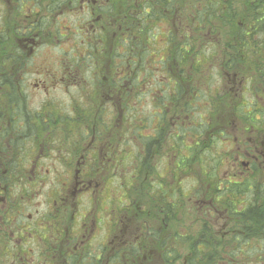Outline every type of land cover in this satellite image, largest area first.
<instances>
[{"label": "flooded vegetation", "instance_id": "af4514ba", "mask_svg": "<svg viewBox=\"0 0 264 264\" xmlns=\"http://www.w3.org/2000/svg\"><path fill=\"white\" fill-rule=\"evenodd\" d=\"M84 3L88 6L81 5L79 8L84 14L89 15L84 41L90 43L89 46L93 44L96 47V41L98 45L99 41L93 35L105 28L102 22L106 20L94 16L96 5L93 1L92 6L89 0ZM67 14V0H0V57H3L0 73L2 75L8 73L13 79L12 82L0 79V106L7 99L5 94H10L13 88L17 90L19 96L25 95L18 92L17 87L19 85H22L20 89L27 87L25 83H19L17 81L19 76H16L23 59L28 60L30 68L35 64L36 70L39 69L40 73L45 72L49 76L58 73L59 76L53 77L54 84L51 87L67 90L65 84L71 69L64 57L67 52L69 53L64 49V45L71 37L69 36L71 28L68 29L59 21V18L61 20L66 18ZM82 42L79 46L75 45L77 52L81 50ZM86 50L87 48L84 49L85 52ZM55 56H59L57 61L52 59L56 58ZM46 61H50L51 65L44 66ZM165 67L162 68L161 75L169 73L170 68ZM44 68L46 69L43 71ZM96 68V72L100 73L98 69L101 67ZM219 73L220 82H230L231 87L220 93L221 131L214 136L220 137L221 143H225L231 153L228 155L221 153L222 161L216 169L220 171L223 164L228 161L230 175L224 177L214 172L217 175L214 180L230 179L236 180L237 183L247 180V189L256 195L258 184L264 189V107L259 104L264 101L263 81L259 75L255 76L254 82V76L230 74L223 69ZM161 75L156 78L160 81L159 89L155 92L147 89V79L144 76L143 84L141 83L139 88L141 101L151 98L155 103L157 94L164 96L165 92L167 96H174V82L170 83L167 77L163 78ZM41 83L40 81L34 83L35 88L40 90L43 86ZM98 87L99 101L104 102V99L107 101L105 111L110 113L107 114L108 122L99 129L82 128L76 131L77 139L74 143L66 137L67 115L59 113L53 101H45L41 106L52 104L49 109L53 107L54 112L47 114L42 108V113L27 116L31 119L32 125V130L27 129V135H31L29 148L26 152L15 153L9 148L13 145V137L15 134L23 133L24 129L28 128V123L23 119L18 123L10 121L23 118L21 115L0 112V264H178L180 259L174 262L165 260L164 256L169 254V250L176 249L180 258L187 255V251L182 252L183 249L188 250L187 246L175 240L180 236L181 230L184 231V226L180 228L175 225L173 229L168 227L169 222H165L163 208L153 217L151 211L139 215L141 211L131 208L130 197L123 198L122 195L116 194L112 186L113 173L123 162L126 165L130 162L128 155L130 148L124 146L123 151H118L117 146L118 143L130 145L131 141L124 121L121 120L124 124L123 129L118 130L123 134L119 142L116 135L118 131L110 129L111 118L116 122V117L111 116L109 112L113 110L110 106H114L117 99L120 101V97H116L115 84L108 82L105 86L100 82L96 88ZM186 91L191 99V77ZM18 95L14 103L21 100ZM247 97H251V100L248 101ZM240 110L242 115H236ZM250 110H253V114ZM231 117L237 120L234 123V133L225 137ZM51 118L54 120L50 121ZM165 118L177 129L181 124L190 123L177 122L179 116L176 121H170L169 116ZM78 125L84 127V124ZM13 126L22 127L23 130H12ZM150 137L158 138L156 131L144 132L145 139L148 140ZM152 148L158 149L156 146ZM158 160L159 164H163L159 156L153 158L152 163ZM196 163L201 170L199 162L196 161L193 166ZM155 165L158 167V164ZM193 169L192 167L191 171ZM22 170L29 171L28 178L20 176ZM51 170L54 173L58 172L51 180L56 186L43 196L39 208L37 206L33 212L24 216L25 197L28 196L32 202L36 196V192L27 193L26 185H29L31 190L36 186L35 183L48 179L47 174ZM60 170L64 172L61 173ZM202 171L200 177L194 179L192 184H199L200 178H206L210 173L207 169ZM175 173L177 177L178 173ZM188 177L190 180L193 179L189 175ZM157 180L160 183L158 185L160 202L164 197L167 182H163L165 180L162 174ZM203 183L205 184L203 190H192L196 194L191 192V213L192 218L194 214V218L189 220L191 225L188 226L189 232L186 233L190 236L201 232L203 224L215 218L220 223L225 222L226 227L222 228L223 231H220V228L217 230L216 226L207 227L205 231L208 234H219L222 239L227 232V216H224L226 210L218 211L217 202L213 209H209L211 199H206L205 189L213 183V179L209 178ZM166 187L167 199L178 203V198L174 199V185ZM109 190L115 193L109 194ZM246 196L247 194L242 201L243 207L248 197ZM252 247L258 250L264 248V244L258 240L253 242ZM182 259L185 263V258Z\"/></svg>", "mask_w": 264, "mask_h": 264}, {"label": "trees", "instance_id": "16d2710c", "mask_svg": "<svg viewBox=\"0 0 264 264\" xmlns=\"http://www.w3.org/2000/svg\"><path fill=\"white\" fill-rule=\"evenodd\" d=\"M84 1L67 0L68 11L77 9V6L79 9L81 5L87 7L88 5ZM92 1L96 5L94 16H100L106 20L102 22L105 28L93 35L99 41V45L96 41L95 48L98 51L96 53L102 57L101 62L96 61L94 67H101L98 70L101 72L102 79L105 80L102 84L106 86L108 82L114 83L116 97H120V101L117 99L115 105L110 106L113 110L109 112L120 111L116 116V122L111 118L110 129H115V124L118 126V119L125 123L129 121L130 128H126L127 132L136 137L141 146L137 147L135 151V155L139 152L137 164L132 165L135 157L130 151L128 154L130 165L128 163L127 166L123 162L114 171L112 178L119 179V182L114 183L115 192L121 193L123 198L130 197L131 208L141 211L139 215L151 211L153 217L159 209L163 208L165 222H169L168 227L173 229L175 225L180 228L184 226V231L181 230L180 236L175 240H178L180 244H185L188 248L189 252L182 257L185 258V263L177 255L176 249L169 250V254L164 256L165 260L174 262L180 259L181 264H252L256 261H258L256 264H264V251L258 254V251H253L257 249L252 247L253 242L258 240L264 244V189H261L258 184L255 195V192L247 189V180L239 183L230 179L214 180L217 176L214 172H217L216 168H219L218 164L222 161L223 154L209 158L207 156L212 154L210 147L219 141L218 138L216 139L218 136H214V134L221 131L219 127L222 121L220 117L222 95L219 90L211 88L208 83L202 85L195 83L196 80L193 77V75L202 73L201 66L217 63L220 66L219 72L223 69L230 74L254 76V82L255 76L259 75L264 87V0H89L91 6ZM87 16L89 17L88 14ZM161 23H165L168 28V32L162 37H160L161 30L158 28L159 24L163 26ZM176 30L180 33L177 40ZM161 40H164L169 46L168 50L162 46L163 41L161 42ZM92 46L93 44L81 56L69 53V55H73L72 58L68 55L69 69L79 70L86 58L92 59L94 56ZM207 46L212 48L209 51H204ZM150 49L155 55L151 58V62L155 63L157 60L160 64H153L154 66L151 65V68H147V54ZM156 51L158 54H162L160 59L157 57ZM203 52H206V58H203ZM192 57L195 59L192 60ZM0 65H3V57H0ZM163 67L170 68L169 73L161 75ZM93 68L90 73L91 71L96 72ZM71 70H69V74H71ZM159 75L163 78L167 77L166 79L170 83L174 82L175 94L170 97L165 92L164 96L161 95L160 98L155 96L157 101L154 106L158 111L153 112L154 117L157 118L153 117V126H151V119H148V115H138L135 103L141 101L139 88L141 83L143 84L144 76L147 79V89L155 92L160 81L156 79ZM190 77L191 99L186 91ZM196 78L200 81L203 77ZM0 79L9 82L13 80L8 76V73L4 75L0 73ZM97 80H99L98 76ZM96 87L97 85L92 87L93 93L90 95L93 97L92 104H89L90 98H85L86 104H84V97H73L70 102L71 111H68V114L63 112L67 115L68 121L66 137L73 143L77 139L76 131L72 129L74 119L79 121L76 122L77 124H83L84 121V127L81 126L80 129H99L101 125L108 122L107 114L110 113L105 111L106 106H102V100L99 101L97 97L99 87ZM81 90L85 92V88ZM5 97L7 99L0 106V112L3 114L20 115L17 111L23 113L22 110L27 112V116L35 114L27 109H22L24 104L15 111L17 109L13 105L17 98L15 88L11 89L10 94H5ZM105 102L107 103V101ZM79 108L87 109L88 112L83 111L78 117ZM51 112H54L52 108L47 110V114ZM94 114L98 116V119L94 117ZM166 116L171 118L170 121H176L179 116L177 122L190 121V123L178 126L179 129L176 128V130L179 133L171 134L168 133L171 123L166 120ZM210 116L211 121H209ZM233 119L234 117H231V120ZM21 120L22 118L10 119L16 123ZM51 120L54 119L51 118ZM24 122L30 123L31 119L28 118ZM191 122L192 126H197L192 127ZM117 126L116 131H118ZM11 129L23 130L22 127L15 126ZM146 130L156 131L158 138L145 139L144 131ZM189 130L199 134L200 139H196L194 145L191 142V135L186 134ZM25 136L31 135L18 133L14 135L13 139L17 141L19 137ZM185 137H187V143L184 142ZM124 146L132 148L131 145L118 143L117 150L123 151ZM152 146H156L158 149L152 148ZM14 147L16 148V146ZM153 152L158 154L162 162L166 161L167 170L170 169V166L174 167L175 172L178 173L177 179L181 172L189 173L196 161L200 163L202 172L211 165V172L206 178L201 177L200 181L213 179V183H210V186L205 189L206 199H211V206L208 205L209 209H213L217 202L219 204L216 208L218 211L226 210V215H224L227 216L225 239H221L219 234H208L205 231L208 227L207 222L203 224L201 232H197L191 237L186 233L189 232V225L184 224V221L189 222L194 218V214L192 218L191 213V187L187 189L186 194L184 191L174 194V199L178 198L179 200L178 203L170 202L165 190L164 197L158 202V185L160 183L157 179L162 173L155 164V166L152 165V161L147 160L155 155ZM205 153L206 157H203L202 154ZM171 158L173 163L167 160ZM179 181H181L180 178ZM176 185L179 186L178 183ZM176 185L174 187H177ZM204 186L205 184L199 190H203ZM177 189L179 190V187ZM192 193L196 194L195 191ZM246 194L249 198L246 196L247 200L243 207L242 201L245 200ZM175 220L178 221L175 222Z\"/></svg>", "mask_w": 264, "mask_h": 264}, {"label": "rangeland", "instance_id": "374dc122", "mask_svg": "<svg viewBox=\"0 0 264 264\" xmlns=\"http://www.w3.org/2000/svg\"><path fill=\"white\" fill-rule=\"evenodd\" d=\"M59 21H61L62 25H66L68 27V29H69V27L71 28V32L69 33V36H71V37L68 39V42H66L67 44L64 45V49L69 51V53H71V51H72L73 54H75V55L79 54V56H81L85 52L84 51L85 48L88 49V47H91L87 43H85V41H84L85 36H86V34H84V33H85L86 28H88V24H87L88 23V16L86 14H84L81 9H78V6H77V9L72 10V11H68L67 17L64 18L63 20H61L59 18ZM161 24L163 26H161L160 24L158 26V28H159V30H161V34H162L160 37L166 35V33L168 32V28L165 26V23H161ZM85 25H86V27H85ZM62 31L64 32V29ZM162 31H164V32H162ZM175 35H176V40H177V38L179 39L180 33L177 30L175 31ZM82 40H83V42H82ZM162 41H163L162 46L166 50H168L169 46H167V44L164 40H161V42ZM81 42H82V46H80L81 50L77 52V50H75L76 49L75 45L79 46V45H81ZM92 47H93V52H94L93 53L94 56L92 57V59L86 58L85 62L83 63V65L81 66V68L79 70H76L74 68V69H72L71 74H69L67 76V80H66V84H65V87L67 88V90H59V88L53 89L51 87V85L54 84V83H52V79L54 76H59L58 73H55V75L50 74V76H49L47 73L43 72L46 68L42 69L43 73H40L39 69L36 70L35 64H32L33 66L30 68L28 66V63H29L28 60L23 59V61L20 63L21 69L19 70V73L16 76H19L17 81L20 82L21 84L25 83V86L27 87V89H20V88H22V85H19V87H17L18 92L20 91L21 94L24 93L25 95L19 96L17 94L21 100H19L16 104L13 103V105L17 107V109L15 111L18 110V107H20V105L24 104L25 106L22 107V109H27L28 111H30L32 113H36V112L41 113L42 108H43V111L44 110L47 111L49 109V107H51V105H52L51 104L48 107L45 105V107H44L43 105L41 106V104H45V101L46 102L47 101H53V103L56 104L55 109L59 110L60 111L59 113L64 112V113L68 114V111H71L70 102H71L72 98L73 97L80 98L81 96L84 97V99H83L84 104H86L85 98H88V99L90 98L89 104H92L93 103V97L92 96L90 97V95L93 93L92 87H95L100 82H103V83L105 82V80L102 79L101 72L99 73V75H96L98 73L92 72V71L90 73V70L94 66H96V61L101 62V60H102V57H100V54L96 53L98 51H96L95 46H92ZM208 47L209 46L205 47L204 51H209L210 48H212V47H210V48H208ZM199 48H201V47H199ZM99 51H100V49H99ZM162 52H163V49H162ZM69 53L67 52V54L64 56L67 60V64H69V57H68ZM203 53H204L203 58H206V56H205V55H207L206 52H203ZM156 54H157V57L160 59L162 54H158L157 51H156ZM218 55H220V54H218ZM69 56H70V58L73 57V55H69ZM154 56L155 55H153V50L150 49L148 54H147V58H148L146 61V67L147 68H151V65H153V64H156V65L160 64L157 60L155 63L151 62V58ZM55 57L56 58H52V59L57 61L59 59V56H55ZM158 58H156V59H158ZM194 59L195 58L192 57V60H194ZM70 61H71V59H70ZM43 65L49 66V65H51V62L46 61V62H44ZM112 68L114 69V66ZM200 68H202L201 69L202 73H199L200 75H196V76L193 75V77H194V80H196V77H203V78L200 81H196L195 83H199L201 85L208 83L211 88H213V89L215 88L216 90H219L220 93L225 91L226 88L229 87V85H226V84L219 86L222 84V82H220V76L221 75L218 73L220 66L217 63H215L214 65H211V64L203 65ZM93 70L97 71V68L94 67ZM104 75L106 76L107 74H104ZM156 75H158V74H156ZM8 76L12 78L11 75L8 74ZM14 76H15V74H14ZM97 76H98L99 80H97ZM39 81L43 83V86L41 87L42 89L40 88V90L36 89L35 85H34V83L39 82ZM248 85H249V83H248ZM216 86H218V87H216ZM82 88H85V92H83L81 90ZM157 89H159V87ZM157 96L160 98V96L158 94H157ZM246 99L248 101H250L251 97H247ZM21 101H23V102H21ZM96 101H97V99H96ZM57 102H60V104H57ZM153 102L151 101V98L150 99L147 98L143 101H138L137 103H135V107H137L136 111L139 112L138 115H140V116H142V114L148 115V119H151V121H150L151 126H153V124H152V119L154 117L153 112L158 111L155 108ZM259 104L262 107H264V101L259 102ZM105 105H106V102L105 101L102 102V106H105ZM252 108L254 109V106ZM22 111H23V113H21L19 111H17V112H18V114H20L23 117L22 119L24 121H26L28 119L27 112H25L24 110H22ZM52 111H54L53 107H52ZM83 111L88 112L87 109H84V110L82 108L78 109V111H77L78 117H80L79 114H82ZM119 112L120 111L114 110V112L111 113V116L116 117ZM250 113L253 114V110H250ZM28 115H30V114H28ZM236 115L241 116L242 115L241 110L237 111ZM85 116H87V115H85ZM94 117L98 118V116H96L95 114H94ZM154 118H157V117H154ZM261 119H262V117H261ZM236 121H237L236 118L231 120V123L227 128V132L225 133V137L233 135L234 123ZM76 122H79V121L77 119H74L72 129L75 131H79L81 128V125H78ZM67 124H68V121H67ZM83 124H84V121H83ZM117 124H118V126L117 125L116 126H117L118 130H120L123 126L122 125L123 122L121 121V119L118 120ZM126 125H127V128H130L129 121L126 122ZM116 126H115V129H116ZM180 126H183V124H181ZM191 126H192V124H191ZM196 126L197 125H193L192 127H196ZM27 129L32 130V125L30 123H28V128L24 129L23 133L26 135H27ZM144 132L145 133H152L153 131L152 130H146ZM177 132H179V131L176 130V127H173L172 125L168 129V133L177 134ZM186 134L189 136L191 135V142L193 145L196 142V139H198V140L200 139L198 137L199 134H195V133L191 132L190 130ZM116 135L118 136V142H119V140H121L123 138V134L119 133V131H118ZM128 135H129V139L131 141L130 145L132 147L130 149V151H131V153H133L132 154L133 157H135V159L132 162V165H134V164L138 163V159H139V152L137 155H135L136 154V152H135L136 148L141 147V146H140V142H138V139L136 137H133L131 135V133H128ZM217 138L219 141L214 143L215 145L212 148V150H213L212 154L208 155L207 156L208 158L214 157L219 153H231V151L228 150L229 147L225 146V143H220V141L222 139H220L219 137H216V139ZM184 142L187 143V137H185ZM12 143H13L12 147L10 146L11 151L13 150V151H15V153H17V151H19L18 149L20 147H26V149L29 148L30 137L29 136L19 137L17 139V141L13 140ZM14 146H16V148ZM216 151H219V152H216ZM140 154H141V151H140ZM154 154L156 156L154 155L153 157L147 158V160L149 162H151L153 158H157L158 154H156V153H154ZM202 156L206 157V153L202 154ZM208 158H207V160H208ZM141 159H142V155H141ZM167 160H169V162L173 163L172 158L167 159ZM172 163H170V164L172 165ZM154 164H158V169L160 170V173H162L164 176L165 181H163V182H165V183L167 182L166 186L175 185L179 181V178H180L181 181L178 182V184H180L178 193H182V191H184L186 194L187 189L189 187H191L190 188L191 190H198V189L203 188V185H204L203 182L199 181V184H196V185L192 184L194 182L193 181L194 179H198L200 177L201 170L196 165L193 166L194 169H193V171H190V173L181 172L179 175V178L177 179L175 169L173 166H170L169 170L166 169V166H165L166 161H164L163 164H159V160H158V161H154L152 163L153 166H155ZM128 165H130V163ZM62 167L64 168V166H62ZM228 167H229V162L227 161L226 163L223 164L220 171L217 170V175L220 174V176L228 177L230 175V172H229L230 170ZM206 169L208 172H211L212 167H210V165H209V167L205 168L204 171ZM161 170H162V172H161ZM43 172L46 173V171H43ZM59 172L63 173L64 170H60ZM57 173H54L53 170H51V172L49 174H47L49 176V178L45 179V181H43L41 183H38V182L35 183L36 186L34 188H31V190L29 189V185H26L27 193L36 192V196L32 202L29 201L30 198L28 196L25 197V199H24L25 205L23 206V212H24L23 215L24 216H26V214L29 212H33L35 210V208H37V206H38V208L41 206V201H42L43 196L46 193H48L51 188L56 186V184L51 183V180H53V176L56 175ZM29 174L30 173L28 170L25 172L23 170L20 171L21 177L28 178L27 175H29ZM193 174L195 175V177H193ZM188 175L191 176V178H193V179L190 180ZM54 181L57 184H59V182L56 180V178H54ZM115 182H119V179H113V183H112L113 188H115V184H114ZM166 186L164 187V190L167 189ZM110 193H112V190H109V194ZM113 193H115V192L113 191ZM119 194L120 193L118 192L117 195H119ZM117 203H120V202L117 201ZM207 222H208V228L216 226L217 230H219V228H220V231H223V229L226 227L224 221L222 223H220L215 218L208 220ZM184 224L191 225L188 221H184ZM213 234L215 235L216 233H213ZM224 235H223V237L225 238L226 235L225 236ZM190 237H191V234H190ZM186 251L188 252L187 249L182 250L183 253H185ZM253 251H256V252L258 251V254H260V253H262V251H264V248H260L258 250H253ZM257 262L258 261L252 262V264H256ZM180 264H181V261H180Z\"/></svg>", "mask_w": 264, "mask_h": 264}]
</instances>
